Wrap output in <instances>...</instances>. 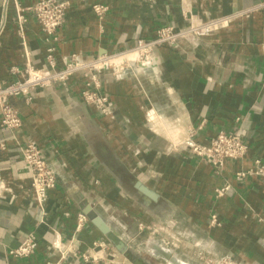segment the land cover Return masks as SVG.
I'll return each mask as SVG.
<instances>
[{
	"label": "crops",
	"instance_id": "obj_1",
	"mask_svg": "<svg viewBox=\"0 0 264 264\" xmlns=\"http://www.w3.org/2000/svg\"><path fill=\"white\" fill-rule=\"evenodd\" d=\"M38 1L0 0V83L21 79L12 70L29 61L46 69L50 50L62 69L72 56L114 55L155 40L161 28H185L190 16L234 18L202 41L157 49L153 67L101 73L110 116L84 102L80 77L34 91L31 102L12 100L23 124L16 131L0 127V264L56 262L57 236L78 251L68 264H85L81 256L98 252L105 257L100 264H132L89 211L148 264L159 260L146 256V242L168 247L165 236L155 238L165 227L173 230L174 253L186 242L185 257H197L203 247L232 264H264V177L237 180L256 161L264 166V0H65L66 20L54 37L31 13L21 33L18 8ZM97 5L107 8L104 16L94 11ZM220 133L239 134L249 149L222 170L195 156L189 144L208 146ZM30 142L57 179L44 210L23 163L21 148ZM225 186L230 190L218 198L215 191ZM79 215L88 221L77 232ZM31 235L38 242L33 256L9 254Z\"/></svg>",
	"mask_w": 264,
	"mask_h": 264
},
{
	"label": "built area",
	"instance_id": "obj_2",
	"mask_svg": "<svg viewBox=\"0 0 264 264\" xmlns=\"http://www.w3.org/2000/svg\"><path fill=\"white\" fill-rule=\"evenodd\" d=\"M68 7L69 3L65 0H39L31 8H18L17 21L19 29L21 33L24 31L27 22L26 13H31L41 25L43 31L49 37H54L59 28L65 23ZM94 11L97 15L104 16L107 8L97 5L94 6ZM233 18L226 17L203 22L190 16L188 26L185 28H161L158 30L155 40L141 41L136 48L114 55H103L88 61H84L78 56H72L65 61V66L62 69L58 68L52 54L53 50H50L46 69L38 70L29 61L24 70H12V73L19 74L21 79L0 83V127L12 131L19 130L22 127L21 116L12 104L13 99L23 97L27 102H31L34 91L52 88L56 85L66 86L74 77H80L84 80L81 91L84 102L102 115L110 116L111 104L109 98L101 92L102 86L99 79L101 73L110 71L114 76H117L123 74L126 70L132 69L134 65L140 64L141 67L146 68L153 67L158 61L157 49L163 46H178L182 41L191 43L202 41L229 28ZM129 55H134L135 58H128ZM189 144L195 156L219 170H222L228 161L242 160L249 150L242 137L237 133H220L211 140L208 146H202L193 141H190ZM21 152L23 163L31 174L33 197L39 208L44 210L49 193L57 187L56 176L45 159L43 151L35 143L26 144L21 148ZM248 176L264 177L262 163L256 161L252 170L238 173L237 180L241 181ZM229 190L230 187L225 186L217 189L215 194L218 198H222ZM87 221L86 216L79 215L77 232L82 230ZM212 223H217L216 216H213ZM155 233H158V231H155ZM166 245L170 244L166 243ZM94 247L103 250L104 245L96 243ZM37 249V239L31 235L18 248L11 250L9 254L16 258H29L36 253ZM56 250L59 260L47 264H68L69 258L77 259L79 257L73 243L65 246L60 236H57ZM81 258L85 264H100L105 257L98 252L95 255L85 254ZM229 263L232 264V262Z\"/></svg>",
	"mask_w": 264,
	"mask_h": 264
},
{
	"label": "water",
	"instance_id": "obj_3",
	"mask_svg": "<svg viewBox=\"0 0 264 264\" xmlns=\"http://www.w3.org/2000/svg\"><path fill=\"white\" fill-rule=\"evenodd\" d=\"M136 188L139 190L141 194H145L151 198H155V196L147 190V188L143 187L140 183H136ZM90 218L93 220V223L101 230L103 234L107 236V238L113 243L116 247L117 251L122 254L130 263L132 264H148L145 260L140 258L133 250H131L120 238L115 236L107 224L98 216L92 215L91 211L87 212ZM153 255L157 258L165 260L169 263L171 259H176L174 254L162 246L152 244L151 245ZM170 259V260H169ZM177 260V259H176Z\"/></svg>",
	"mask_w": 264,
	"mask_h": 264
},
{
	"label": "rangeland",
	"instance_id": "obj_4",
	"mask_svg": "<svg viewBox=\"0 0 264 264\" xmlns=\"http://www.w3.org/2000/svg\"><path fill=\"white\" fill-rule=\"evenodd\" d=\"M157 230H158V233H156L157 236H155V238L158 239V238L161 237V235L163 237L165 236L166 237V243L170 244V245H168V247L167 246H162V247L165 248L166 250L172 252L174 254V256L176 257V259L179 260L180 262H182L183 264H230L229 262H227L226 258H222L221 257V253L220 252L211 253V252H209V250H207L208 253H211V255L205 254L206 251H205V249L203 247L202 248L199 247V248L196 249V252L198 254L197 257H185L184 254H187V253L184 252L186 242L185 243L183 242V243L180 244V248H181L180 250L181 251H177V253H174L173 250H172L173 249L174 240L171 237L173 235V232H172L173 230L171 228H167V227H165L164 230H159V229H157ZM151 232H153V228H152V230H150L149 233H151ZM149 241L150 242H146V243H151V245L152 244L159 245V244H156V242H155L156 240L155 241L154 240H152V241L149 240ZM151 245H150V247H151ZM149 251H150V253H148V254H150V255H146V256H154V255H152L153 254L152 249H150ZM155 258H157V257H155ZM157 259L159 260L157 264H160V263H162V264H171V263H169V262H167L165 260H162L160 258H157Z\"/></svg>",
	"mask_w": 264,
	"mask_h": 264
},
{
	"label": "bare ground",
	"instance_id": "obj_5",
	"mask_svg": "<svg viewBox=\"0 0 264 264\" xmlns=\"http://www.w3.org/2000/svg\"><path fill=\"white\" fill-rule=\"evenodd\" d=\"M128 58H135V57H134V55H132V56L129 55ZM172 137H173V136H172ZM174 138H175V137H174ZM151 249H152V248H151ZM169 260H170V259H169ZM170 262H171V264H183L182 262H180L179 260H176V259H175V260H174V259H171Z\"/></svg>",
	"mask_w": 264,
	"mask_h": 264
}]
</instances>
